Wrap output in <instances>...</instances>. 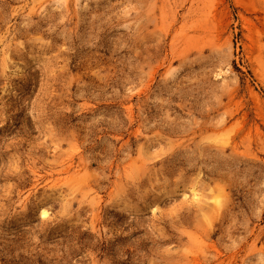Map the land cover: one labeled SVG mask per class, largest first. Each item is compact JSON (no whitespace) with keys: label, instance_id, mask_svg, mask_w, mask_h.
I'll use <instances>...</instances> for the list:
<instances>
[{"label":"rangeland","instance_id":"374dc122","mask_svg":"<svg viewBox=\"0 0 264 264\" xmlns=\"http://www.w3.org/2000/svg\"><path fill=\"white\" fill-rule=\"evenodd\" d=\"M0 264H264V0H0Z\"/></svg>","mask_w":264,"mask_h":264}]
</instances>
